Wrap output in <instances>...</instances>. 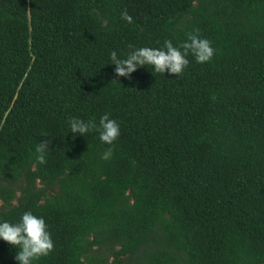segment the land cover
<instances>
[{
	"label": "trees",
	"instance_id": "16d2710c",
	"mask_svg": "<svg viewBox=\"0 0 264 264\" xmlns=\"http://www.w3.org/2000/svg\"><path fill=\"white\" fill-rule=\"evenodd\" d=\"M189 32L211 60L114 72ZM104 113L112 145L68 132ZM25 210L54 242L34 264H264V0H0V219Z\"/></svg>",
	"mask_w": 264,
	"mask_h": 264
},
{
	"label": "clouds",
	"instance_id": "9594fccd",
	"mask_svg": "<svg viewBox=\"0 0 264 264\" xmlns=\"http://www.w3.org/2000/svg\"><path fill=\"white\" fill-rule=\"evenodd\" d=\"M123 20L131 23L133 17L124 10L120 13ZM186 39L180 45H174L165 39L160 46L128 45V51L118 55L113 50L109 54L110 63L114 64L117 77L131 78V74L141 66H147L153 73L165 72L179 75L189 64L188 56L191 55L197 63H204L213 57L214 48L211 41L195 32L186 34ZM151 66V67H149ZM116 79V78H114ZM119 80V79H116ZM68 132L85 136L95 132L101 142L112 145L120 135L119 122L104 113L99 120H84L79 117H70L67 121ZM46 144L41 141L36 145V160L43 163L45 159ZM111 148L101 154L102 159L111 156ZM15 204L16 201L11 202ZM0 240L7 242L14 250V260L17 264H34L39 257L46 256L54 247L51 233L43 216L31 210H25L16 221L0 219Z\"/></svg>",
	"mask_w": 264,
	"mask_h": 264
}]
</instances>
